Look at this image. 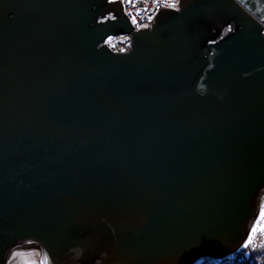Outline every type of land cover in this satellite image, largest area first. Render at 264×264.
I'll return each mask as SVG.
<instances>
[{"label": "water", "instance_id": "1", "mask_svg": "<svg viewBox=\"0 0 264 264\" xmlns=\"http://www.w3.org/2000/svg\"><path fill=\"white\" fill-rule=\"evenodd\" d=\"M123 8L0 0V264H199L260 216L264 0Z\"/></svg>", "mask_w": 264, "mask_h": 264}, {"label": "snow or ice", "instance_id": "2", "mask_svg": "<svg viewBox=\"0 0 264 264\" xmlns=\"http://www.w3.org/2000/svg\"><path fill=\"white\" fill-rule=\"evenodd\" d=\"M149 2V0H145V3L147 4ZM180 0H150V3L152 5H162L163 8H158V7H154L151 8V13L150 15L147 16V20L149 22H151L154 19L155 15H159V14H163V12L165 10H172V11H179L180 9L178 8V4H179ZM109 3H120V4H128L131 5L133 7H135L136 4V0H109ZM149 12L150 9L148 7H145L143 9H137L136 15H132L131 13H127V15H129L130 17V22L133 26H137L139 29H147L148 25L147 24H141L138 19L137 16L140 14V12ZM106 20L108 18H105ZM111 19L113 21L116 20V17L113 15L111 16ZM231 30V29H229ZM125 39H129V38H125ZM123 51V50H122ZM261 221H264V207L261 208L260 210V216L257 220V222L251 227L250 231L247 234V238L246 240L243 242L242 247L247 249L253 242V238L255 236V234L260 231V232H264V225L261 224ZM32 240H29L28 243H32ZM46 264V262H45Z\"/></svg>", "mask_w": 264, "mask_h": 264}, {"label": "built area", "instance_id": "3", "mask_svg": "<svg viewBox=\"0 0 264 264\" xmlns=\"http://www.w3.org/2000/svg\"><path fill=\"white\" fill-rule=\"evenodd\" d=\"M123 6H124V13L129 18V20H130V17H129V15L126 14V12L131 13L132 15H136L137 9H143L145 7H148L150 9L149 12L141 11L140 14L137 16L138 21L141 24H147L148 27H149L151 22H149L147 20V16L152 14L151 8H154V7L163 8L162 5H152L150 3V0L147 4L145 3V0H136L135 7L128 5V4H123ZM178 8L180 9V2L178 4ZM155 16H154V18H155ZM133 27L135 30H140L137 26H133ZM126 37L129 39H125ZM106 44L114 52H117V53L126 52L130 48V44H131L130 35L127 33H120L118 35L110 36L107 39Z\"/></svg>", "mask_w": 264, "mask_h": 264}, {"label": "trees", "instance_id": "4", "mask_svg": "<svg viewBox=\"0 0 264 264\" xmlns=\"http://www.w3.org/2000/svg\"><path fill=\"white\" fill-rule=\"evenodd\" d=\"M263 223L264 221H262V225ZM232 256L233 257L230 255L228 258L220 259L221 261L219 262H222V264L223 261L231 262L229 264H264V237L261 233L257 234L256 237L253 238L252 244L247 249L242 248L235 254H232Z\"/></svg>", "mask_w": 264, "mask_h": 264}, {"label": "rangeland", "instance_id": "5", "mask_svg": "<svg viewBox=\"0 0 264 264\" xmlns=\"http://www.w3.org/2000/svg\"><path fill=\"white\" fill-rule=\"evenodd\" d=\"M261 224H262V221H261ZM263 225H264V223H263ZM260 233L264 237V232H260V231H258L254 237H256V235L260 234ZM231 257H233V256L231 255ZM208 259L209 258L204 259L199 264H222V262L215 261V260H213L214 261L213 262V261L208 260ZM229 263H231V262H229V261L224 262L223 261V264H229ZM8 264H42L41 251H40L38 246H32V245H30L29 247L17 248L11 253ZM194 264H196V263H194Z\"/></svg>", "mask_w": 264, "mask_h": 264}, {"label": "flooded vegetation", "instance_id": "6", "mask_svg": "<svg viewBox=\"0 0 264 264\" xmlns=\"http://www.w3.org/2000/svg\"><path fill=\"white\" fill-rule=\"evenodd\" d=\"M111 16L112 15H105L104 17H101L98 19L99 22H105L107 21L108 19H111ZM105 18H108L107 20ZM32 246H35V245H32ZM40 249V248H39ZM211 260H215V261H221V260H218V259H211Z\"/></svg>", "mask_w": 264, "mask_h": 264}, {"label": "bare ground", "instance_id": "7", "mask_svg": "<svg viewBox=\"0 0 264 264\" xmlns=\"http://www.w3.org/2000/svg\"><path fill=\"white\" fill-rule=\"evenodd\" d=\"M124 9V8H123Z\"/></svg>", "mask_w": 264, "mask_h": 264}]
</instances>
